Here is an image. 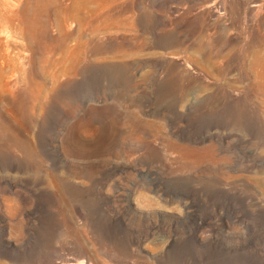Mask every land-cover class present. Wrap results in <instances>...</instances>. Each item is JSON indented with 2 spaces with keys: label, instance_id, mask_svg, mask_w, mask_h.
Masks as SVG:
<instances>
[{
  "label": "rangeland",
  "instance_id": "1",
  "mask_svg": "<svg viewBox=\"0 0 264 264\" xmlns=\"http://www.w3.org/2000/svg\"><path fill=\"white\" fill-rule=\"evenodd\" d=\"M70 4L0 76V264H264V0Z\"/></svg>",
  "mask_w": 264,
  "mask_h": 264
},
{
  "label": "bare ground",
  "instance_id": "2",
  "mask_svg": "<svg viewBox=\"0 0 264 264\" xmlns=\"http://www.w3.org/2000/svg\"><path fill=\"white\" fill-rule=\"evenodd\" d=\"M61 14L63 22L66 19L77 18L75 5L66 6L64 0H0V76L4 73L5 67L11 76L23 74L31 43L38 37L40 39V36L46 35L50 27H56L61 32L52 39L54 43L46 47L47 55L41 54V64L58 62L83 50L87 43L80 39H77L74 48L65 43L68 33L62 29V22L59 19ZM80 21L86 22L83 17ZM2 36L5 38L3 43ZM10 40L19 45L10 47ZM57 50L61 55L58 59H53L51 54Z\"/></svg>",
  "mask_w": 264,
  "mask_h": 264
}]
</instances>
